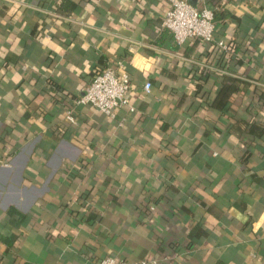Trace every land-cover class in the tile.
<instances>
[{
  "label": "crops",
  "instance_id": "0c3cea01",
  "mask_svg": "<svg viewBox=\"0 0 264 264\" xmlns=\"http://www.w3.org/2000/svg\"><path fill=\"white\" fill-rule=\"evenodd\" d=\"M207 5L228 50L167 0H0V264H264V0ZM109 67L134 111L77 103Z\"/></svg>",
  "mask_w": 264,
  "mask_h": 264
},
{
  "label": "built area",
  "instance_id": "2783aa9c",
  "mask_svg": "<svg viewBox=\"0 0 264 264\" xmlns=\"http://www.w3.org/2000/svg\"><path fill=\"white\" fill-rule=\"evenodd\" d=\"M167 1L169 8L163 24L172 31L178 43H183L189 38H198L206 43H216L222 49L228 50L226 42L216 38L215 11L207 5V0H197V5L190 0ZM130 87L131 81L127 73L109 67L93 78L77 103L90 105L110 117H115L118 109L123 106H127L131 111L135 110L129 96ZM144 87L150 92L152 84L146 82ZM67 118L75 122L73 109L68 111ZM146 263L144 260L136 264ZM101 264H126V262L109 255L101 261Z\"/></svg>",
  "mask_w": 264,
  "mask_h": 264
},
{
  "label": "water",
  "instance_id": "95a60500",
  "mask_svg": "<svg viewBox=\"0 0 264 264\" xmlns=\"http://www.w3.org/2000/svg\"><path fill=\"white\" fill-rule=\"evenodd\" d=\"M193 4L197 5V0H190Z\"/></svg>",
  "mask_w": 264,
  "mask_h": 264
}]
</instances>
